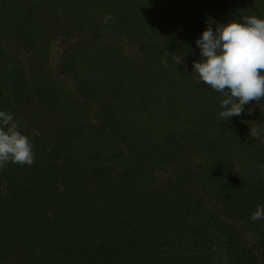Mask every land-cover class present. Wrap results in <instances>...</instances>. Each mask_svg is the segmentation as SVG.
Returning <instances> with one entry per match:
<instances>
[{"label": "trees", "instance_id": "1", "mask_svg": "<svg viewBox=\"0 0 264 264\" xmlns=\"http://www.w3.org/2000/svg\"><path fill=\"white\" fill-rule=\"evenodd\" d=\"M205 1L0 0V111L35 153L31 166L2 169L0 264H216L218 247L230 264H264V220L250 218L264 205V99L223 121L220 94L185 73L202 59ZM109 13L115 22L105 24ZM243 16L264 19L251 11L229 20ZM78 39L90 43L60 56L74 94L51 55ZM3 42L31 56L29 70ZM198 110L218 119L221 136L186 126L185 113ZM197 156L212 205L196 186ZM221 213L256 234L255 250Z\"/></svg>", "mask_w": 264, "mask_h": 264}, {"label": "clouds", "instance_id": "2", "mask_svg": "<svg viewBox=\"0 0 264 264\" xmlns=\"http://www.w3.org/2000/svg\"><path fill=\"white\" fill-rule=\"evenodd\" d=\"M243 22L231 20L225 24L209 23L196 44L202 59L194 62L193 73L197 82L203 81L219 93L220 120L240 116L245 105L264 99V19L243 16ZM115 22L111 13L104 23ZM251 112V109H249ZM32 135L39 136L38 129ZM253 138H260L257 128H250ZM35 160L33 145L28 135L22 134L14 115L0 111V170L8 163L31 166ZM264 170V164L259 165ZM251 220H264V205H258Z\"/></svg>", "mask_w": 264, "mask_h": 264}, {"label": "rangeland", "instance_id": "3", "mask_svg": "<svg viewBox=\"0 0 264 264\" xmlns=\"http://www.w3.org/2000/svg\"><path fill=\"white\" fill-rule=\"evenodd\" d=\"M158 4L161 3V0H154ZM205 1V0H204ZM205 3L208 6L209 9V16L203 17L206 22L208 23L210 20L211 22L216 26V24H223L221 21H219L217 18L218 16L221 18L220 20H224L226 23L230 22L229 18H232L233 16H236V18L242 16L245 13L254 11L258 14H261L264 18V0H207ZM223 5L224 8H228L229 12H226L225 9H222L221 11L218 10L216 12V16H212L211 13L217 8L221 7ZM89 39H78V40H72V41H60L59 43L55 44L53 47L52 55H51V63L52 67L55 71V74L62 78L64 81H66L67 85L70 87L71 91L76 94L77 88L74 82L71 79H68L61 70L60 66V56L63 52L68 51L69 49L76 48L79 46H83L85 44H89ZM3 49L11 54L14 55L16 58H19L23 66L29 70L31 66V56L24 52V50L15 43H9V42H3L2 43ZM126 52L128 55L132 56L133 58L139 59V54L135 47L132 45H127ZM185 68V73L187 75L192 74L193 70ZM197 81V78H196ZM198 83V82H197ZM197 88L199 91H205V90H211L210 87L201 81L198 83ZM95 106L92 108V118H95ZM187 117L186 126L191 128H194L198 131L203 132L204 134H208L212 137H219L222 135V130L217 127L218 119L214 117V119L207 120L206 112L203 110L191 112L189 114L185 113ZM246 156L240 155L239 156V163L238 168L242 169L245 167V165H241L242 162ZM193 167L195 169V172L197 173L196 181H197V188L199 189V192L203 197L207 200L208 203L212 205V203L209 200V197L211 196V191L214 189V185L212 184L211 180L208 177V174L206 172V163L203 159L199 158L198 156L194 160ZM2 170H0V187L2 188V191L4 192L5 185L2 182L1 179ZM160 181L162 183H166L171 178L175 176V172L173 170H170L169 172L160 173ZM221 216L223 220L234 227H236L240 234L243 245L249 249V250H255L258 238L254 232L249 230L245 224L241 221H235L231 220L227 217H225L222 213ZM215 263L216 264H230L229 260L226 258L224 250L221 247H218L216 249V256H215Z\"/></svg>", "mask_w": 264, "mask_h": 264}]
</instances>
